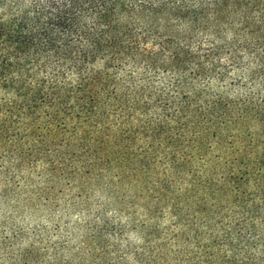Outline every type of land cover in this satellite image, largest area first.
Instances as JSON below:
<instances>
[{
  "label": "trees",
  "instance_id": "obj_1",
  "mask_svg": "<svg viewBox=\"0 0 264 264\" xmlns=\"http://www.w3.org/2000/svg\"><path fill=\"white\" fill-rule=\"evenodd\" d=\"M136 134L141 149L166 140L174 170L193 159L191 146L221 143L201 161L203 185L226 198L241 180L251 190L238 247L214 264H264V0H0L1 203L16 201L9 193H24L19 180L39 168L115 176L116 145L123 135L130 150ZM150 239L138 264L213 256L167 254Z\"/></svg>",
  "mask_w": 264,
  "mask_h": 264
},
{
  "label": "rangeland",
  "instance_id": "obj_2",
  "mask_svg": "<svg viewBox=\"0 0 264 264\" xmlns=\"http://www.w3.org/2000/svg\"><path fill=\"white\" fill-rule=\"evenodd\" d=\"M153 21L142 18L140 24ZM251 124L245 120L236 130L244 137ZM119 129L123 134L126 125ZM137 134L130 138V150L120 144L123 135L116 145L120 167L113 169L115 176L109 172L105 177L73 178L44 168L25 172L17 186L24 193L11 192L16 201L0 202V264H138L139 252L153 245L152 237L167 254L213 253L210 264L216 255H229V246H237L232 238L244 225L239 217L251 189L238 181L239 187L232 185L236 188L226 198L203 185L209 177L200 174L201 161L212 162L221 143L210 139L202 150L191 146L192 164L174 170L164 161L172 156L166 140L141 149L142 136ZM63 150L72 149L63 145ZM127 151L134 164L126 160Z\"/></svg>",
  "mask_w": 264,
  "mask_h": 264
}]
</instances>
